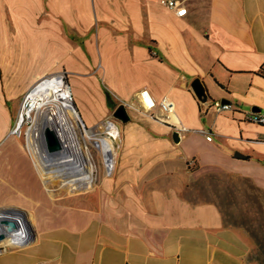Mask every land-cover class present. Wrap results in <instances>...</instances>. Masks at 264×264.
I'll list each match as a JSON object with an SVG mask.
<instances>
[{
	"label": "crops",
	"instance_id": "obj_1",
	"mask_svg": "<svg viewBox=\"0 0 264 264\" xmlns=\"http://www.w3.org/2000/svg\"><path fill=\"white\" fill-rule=\"evenodd\" d=\"M184 7L0 0V208L26 211L33 229L0 264H250L252 238L198 185L225 174L264 194V126L244 119L264 115V0ZM60 71L86 128L125 112L112 174L69 198L36 194L30 155L8 135L22 95ZM141 90L168 98L182 131L144 112Z\"/></svg>",
	"mask_w": 264,
	"mask_h": 264
},
{
	"label": "built area",
	"instance_id": "obj_2",
	"mask_svg": "<svg viewBox=\"0 0 264 264\" xmlns=\"http://www.w3.org/2000/svg\"><path fill=\"white\" fill-rule=\"evenodd\" d=\"M186 0H159V4L177 17L186 15L184 3ZM66 73L63 71L45 75L36 80L29 89L22 95L16 111L13 125L8 133L22 141L23 147L28 153L27 145L31 137V129L34 121L40 117L46 108L52 110H74L75 119L70 123L75 132L85 135L87 132L97 137V154L101 159L104 174L110 176L114 170L116 155L120 146V128L114 118H107L94 128H86L81 121L74 104L69 83L66 80ZM64 92H67L63 94ZM139 107L152 119L170 122L173 128L182 131L172 116V106L168 98L164 97L155 101L147 90H141L135 95ZM212 106L218 112L228 111L231 106L214 102ZM49 111V110H48ZM250 123L264 126V115L251 112L244 116ZM208 140L210 138H207ZM29 155V153H28ZM26 213L18 208H0V255L8 251L22 249L31 243ZM8 223L14 225L13 228Z\"/></svg>",
	"mask_w": 264,
	"mask_h": 264
},
{
	"label": "bare ground",
	"instance_id": "obj_3",
	"mask_svg": "<svg viewBox=\"0 0 264 264\" xmlns=\"http://www.w3.org/2000/svg\"><path fill=\"white\" fill-rule=\"evenodd\" d=\"M75 118L73 109L51 111L46 108L33 123L27 149L49 195L48 185L53 182H59L68 193L85 192L86 186L91 185L93 163L88 145H93L96 151L98 139L89 132L85 135L75 132L70 123ZM46 133L52 135L54 145H48ZM26 223L32 227L28 217Z\"/></svg>",
	"mask_w": 264,
	"mask_h": 264
},
{
	"label": "rangeland",
	"instance_id": "obj_4",
	"mask_svg": "<svg viewBox=\"0 0 264 264\" xmlns=\"http://www.w3.org/2000/svg\"><path fill=\"white\" fill-rule=\"evenodd\" d=\"M66 80L68 81L67 76ZM10 107L13 106L10 105ZM18 140L21 141L20 139ZM88 147L93 163V176L91 185L86 186L85 192L94 190L99 181L107 177L104 174L101 159L93 148V145H88ZM37 183L38 185L34 187V191H37L36 194L40 195L43 188L44 195L48 197L49 193H47L46 187L43 186L44 184L42 185L39 180H37ZM48 187L51 190V195L57 198H69L85 193L83 191L68 193L59 182H53ZM198 188L203 190V193L209 199L217 200L221 207L224 223L244 229L252 238L254 250L248 257L249 263L261 264L264 261V256L257 249L255 240L257 239L259 244L264 247V194L260 193L246 180L225 174L208 177L203 184L198 185ZM24 212L26 213V217H28L27 212Z\"/></svg>",
	"mask_w": 264,
	"mask_h": 264
},
{
	"label": "water",
	"instance_id": "obj_5",
	"mask_svg": "<svg viewBox=\"0 0 264 264\" xmlns=\"http://www.w3.org/2000/svg\"><path fill=\"white\" fill-rule=\"evenodd\" d=\"M221 103L224 104L225 101H222ZM113 118L116 120H119V121H123L125 119L124 108L123 107H117V109L114 111ZM46 141H47L48 145H50V146L54 145V139L50 133H46ZM235 156L241 157V155H239V154H236ZM8 226L10 228L14 227V225L12 223H8ZM27 227H28L30 237L32 238L33 237V229L28 224H27ZM3 237H4L3 235H0V239H3Z\"/></svg>",
	"mask_w": 264,
	"mask_h": 264
},
{
	"label": "trees",
	"instance_id": "obj_6",
	"mask_svg": "<svg viewBox=\"0 0 264 264\" xmlns=\"http://www.w3.org/2000/svg\"><path fill=\"white\" fill-rule=\"evenodd\" d=\"M106 95L108 96L107 92H106ZM255 243H256L257 249L261 252V255L264 256V247H262V245L259 244V241H257V239L255 240ZM261 264H264V261H262Z\"/></svg>",
	"mask_w": 264,
	"mask_h": 264
}]
</instances>
